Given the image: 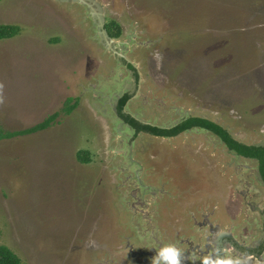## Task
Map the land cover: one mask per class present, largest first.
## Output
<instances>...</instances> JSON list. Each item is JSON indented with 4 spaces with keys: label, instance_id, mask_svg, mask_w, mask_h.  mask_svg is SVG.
<instances>
[{
    "label": "rangeland",
    "instance_id": "1",
    "mask_svg": "<svg viewBox=\"0 0 264 264\" xmlns=\"http://www.w3.org/2000/svg\"><path fill=\"white\" fill-rule=\"evenodd\" d=\"M97 1L121 23L128 59L102 42L84 4L0 0V23L22 27L0 40V133L60 113L46 130L0 137V245L23 264H121L129 236L140 247L153 225L187 219L190 229L191 212L215 208L255 228L261 213L245 211L253 201L264 214L257 160L203 128L136 134L120 99L129 94L124 112L145 123L202 116L264 144V0ZM69 98L79 104L67 114ZM139 177L150 207L132 206Z\"/></svg>",
    "mask_w": 264,
    "mask_h": 264
},
{
    "label": "flooded vegetation",
    "instance_id": "2",
    "mask_svg": "<svg viewBox=\"0 0 264 264\" xmlns=\"http://www.w3.org/2000/svg\"><path fill=\"white\" fill-rule=\"evenodd\" d=\"M140 173V171H138ZM137 175V174H136ZM140 183L139 187L133 189L132 196L136 199L132 204L134 208L136 205L141 207H150L151 203L146 202L140 197L141 190L147 188L141 181V178H136ZM157 194V192H152ZM244 195H248L244 193ZM247 210L245 216L247 219H251L249 209L252 211L260 212L261 222H259L255 228L246 229L243 226H237L233 222V219L229 216L225 218L218 216L216 209L204 210L201 213V219H198L193 212L191 220L193 225L190 229L186 228V224L189 220L179 219L170 224L164 222L157 228L153 225V231L146 229L145 233L149 235L150 242L148 244L136 247L131 242V236L128 238L126 247L128 249L125 262L121 264H152L153 258L157 255L160 248L168 245H175L182 250L180 259L182 264H202V260L205 256L213 255L214 257H226L229 253L232 254V258H242L241 264H264V214L260 207L253 203V201H247ZM139 208V207H138ZM144 216L151 221V211L141 209ZM189 209L187 210V212ZM165 217V215H164ZM227 217V218H226ZM257 220L258 217H255ZM175 221V222H174ZM154 226L156 229H154ZM130 233L132 231L130 230ZM141 236V234L139 235ZM150 243V244H149ZM106 264H110L107 262ZM113 264H120L115 261Z\"/></svg>",
    "mask_w": 264,
    "mask_h": 264
},
{
    "label": "trees",
    "instance_id": "3",
    "mask_svg": "<svg viewBox=\"0 0 264 264\" xmlns=\"http://www.w3.org/2000/svg\"><path fill=\"white\" fill-rule=\"evenodd\" d=\"M106 28L110 36H112L113 38H120L123 35V27L121 23L116 19H109L106 22ZM21 31L22 27L18 24L0 23V40L13 38L19 35ZM130 66L134 67L132 64H130ZM130 97L131 96L129 94H125L123 97H121L120 108L122 110V116L129 120L128 122L132 125V127L135 128L136 134H138L140 131H145L157 136L173 137L195 127L210 130L214 134L218 135L225 142V144L230 150L234 151L240 156L257 160L259 164V171L264 180V144L257 145L241 142L237 140L223 125L215 122L214 120L202 116L187 117L186 119L182 120L180 123L172 127H161L145 123L143 121H140L133 115L124 112V106ZM72 100L74 99L69 98L66 103V106L63 108L62 111L66 112L67 114L73 112V110L78 106L79 100L77 99L76 102L71 103ZM59 115V112H55L54 114L48 116L45 120L31 127L21 130L4 131L2 129L0 137H15L19 135H26L46 130L51 127L55 122H57ZM78 159L81 162L89 163L91 162V155L89 151L81 150L78 153ZM0 264H23V261L21 257L10 246L6 244H1Z\"/></svg>",
    "mask_w": 264,
    "mask_h": 264
},
{
    "label": "clouds",
    "instance_id": "4",
    "mask_svg": "<svg viewBox=\"0 0 264 264\" xmlns=\"http://www.w3.org/2000/svg\"><path fill=\"white\" fill-rule=\"evenodd\" d=\"M182 250L175 245L164 246L159 249L157 255L153 258L152 264H182L180 259ZM242 258H232L229 253L226 257L205 256L202 264H241Z\"/></svg>",
    "mask_w": 264,
    "mask_h": 264
},
{
    "label": "water",
    "instance_id": "5",
    "mask_svg": "<svg viewBox=\"0 0 264 264\" xmlns=\"http://www.w3.org/2000/svg\"><path fill=\"white\" fill-rule=\"evenodd\" d=\"M64 2H77L84 4L88 7L91 17L94 19L95 23L97 24L98 31L101 35L102 42L119 56H123L124 58L128 59L123 53H121L116 45L119 42L110 36L107 28H106V17L104 8L97 0H60Z\"/></svg>",
    "mask_w": 264,
    "mask_h": 264
}]
</instances>
